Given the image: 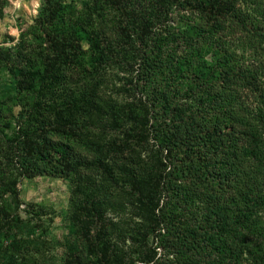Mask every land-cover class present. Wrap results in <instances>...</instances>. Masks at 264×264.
Masks as SVG:
<instances>
[{"label": "trees", "instance_id": "trees-1", "mask_svg": "<svg viewBox=\"0 0 264 264\" xmlns=\"http://www.w3.org/2000/svg\"><path fill=\"white\" fill-rule=\"evenodd\" d=\"M194 1V10L208 17L212 26L195 37H183L179 59L175 57L177 53L161 52L169 46L167 35L158 36L155 47L152 43L154 29L180 5V0H88L80 3L81 6L75 0H43L36 20L45 45L44 52L39 54V65L24 53H17V60L13 61L11 53L2 48L0 63L10 62L7 70L20 89L31 91L38 85L53 93L55 86H63L67 73L79 66L84 45L94 52L97 61L118 58L122 52L125 57L140 56L146 69L152 70L154 87L150 105L155 125L151 132L158 146L156 153L160 157L166 153L165 159L173 169L168 175L141 169L134 172L126 167L121 171L133 190L131 196L147 214H153L154 227L158 228L164 221L155 214L160 211L162 189L173 199L170 205L182 204L189 212L196 209L202 217L197 225L189 222L184 224L188 225L186 229L176 232L173 248L179 259L155 260L150 255L140 257L138 262L264 264V252L253 251L246 240L251 217L263 205L264 89L257 71L235 67L224 41L213 39L221 19L232 14L234 0ZM113 13L117 14L116 20ZM111 32L113 36L109 35ZM140 47L145 55L149 50L153 57L142 59ZM164 59L172 61L169 68L174 71L166 85L157 80ZM178 76L186 79L185 93L178 87ZM238 83L254 95L256 107L246 104L243 108L230 93L231 86ZM74 99L67 103L68 107L54 111L52 122H41L37 132L25 134L18 143L17 163L27 178L67 179L78 175L81 180L83 169L90 170L91 164L77 150L82 137L77 124L80 115L91 122L100 115V119L110 120L120 131L125 130L122 123L128 119L131 128L127 135L137 134L141 140L148 138L150 110L142 116L131 108L108 106L105 110L90 98ZM236 108L243 110L235 112ZM227 117L230 121H226ZM93 144L102 148L98 143ZM110 148L122 152L116 143ZM157 163L165 171L167 166L162 158ZM98 166L112 175L111 166L104 161L99 159ZM173 173L178 174V179L165 183L166 176ZM87 197L80 209L88 215L93 211L92 218L101 224L99 235L103 247L97 253L100 258L89 263L76 253L66 264H125L108 235L103 205L90 194ZM87 248L94 253L97 246L89 242Z\"/></svg>", "mask_w": 264, "mask_h": 264}, {"label": "rangeland", "instance_id": "rangeland-1", "mask_svg": "<svg viewBox=\"0 0 264 264\" xmlns=\"http://www.w3.org/2000/svg\"><path fill=\"white\" fill-rule=\"evenodd\" d=\"M42 1L0 0V48L8 50L13 61L17 60V53H24L39 65V54L45 48L36 24ZM75 1L78 4L88 2ZM180 1L166 20L156 26L152 43L155 47L156 40L160 39L158 36L167 35L169 46L163 47L161 52L177 53L175 57L178 59L183 37H195L212 26L208 17L194 10V0ZM113 16L116 20L117 14L113 13ZM216 28L213 39L224 41L234 58L235 67L257 71L260 74L259 84L264 89V0H234L232 14L221 19ZM83 50L79 66L67 73L63 86H55L53 93L40 89L38 85L31 91L20 89L17 80L7 70L10 62L1 60L0 264H66L76 253L85 262L99 261L100 254L97 253L103 247L99 235L101 224L92 218L93 211L88 215L80 209L85 206L87 194L103 205L108 235L125 264H140V257L150 255L155 260L176 261L179 259L173 248L176 232L186 229L188 225L184 224L189 222L197 225L202 216L197 214L196 209L189 212L182 204L170 205L174 201L162 189L160 211H155V214L158 217L161 215L164 221L158 228L154 227L153 214H147L131 196L133 190L121 171L126 167L134 172L141 169L168 175L173 169V165L165 159L166 153L162 157L159 152L156 153L158 146L151 132L155 125L150 105L154 87L152 70L146 69L140 56L125 57L122 52L118 58L97 61L90 48L84 45ZM139 51H143L142 47ZM147 52V55L142 52V59L153 57L149 50ZM167 60H162V74L157 76L158 82L164 85L171 82L174 73L169 68L172 61ZM176 81L180 91L185 93L186 79L178 76ZM237 85L231 86L230 93L243 108L246 104L256 107L254 95L240 83ZM85 98L96 101L105 110L108 106L131 108L135 114L142 116L150 110L148 138L141 140L137 134L127 135L131 128L128 119L122 123L125 130L120 131L111 125L110 120L100 119V115L92 122L80 115L77 124L82 137L77 143V150L91 164L90 170L83 169L81 180L78 175L67 179L51 176L27 178L17 163L18 143L25 134L37 132L41 122H52L55 110L68 107L67 103H71L72 99L78 101L76 99ZM238 110L243 109L236 108L235 112ZM92 113H95L94 110ZM226 121L230 118L227 117ZM87 142L92 144L87 145ZM112 143H116L122 152L116 151L117 147L112 150ZM160 158L167 166L165 171L157 163ZM99 159L111 166L112 175L99 169ZM166 177L165 183L174 182L178 174ZM258 211L251 217L246 240L253 251L264 252V194L263 205ZM87 240L97 246L94 253L88 251Z\"/></svg>", "mask_w": 264, "mask_h": 264}]
</instances>
